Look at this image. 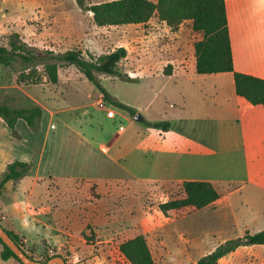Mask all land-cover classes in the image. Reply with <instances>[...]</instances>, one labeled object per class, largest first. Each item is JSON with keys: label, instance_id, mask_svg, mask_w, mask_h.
I'll return each instance as SVG.
<instances>
[{"label": "rangeland", "instance_id": "1", "mask_svg": "<svg viewBox=\"0 0 264 264\" xmlns=\"http://www.w3.org/2000/svg\"><path fill=\"white\" fill-rule=\"evenodd\" d=\"M109 1L113 0H0V46L8 48L11 36L17 34L27 45L56 54L75 49L85 57H97L122 47L127 56L121 70L129 77L137 73L140 65L155 66L162 61L159 50L193 49L190 22L182 23L175 31L155 18L144 26H95L84 8ZM143 30L148 37L142 42ZM141 50H148V55L144 56ZM21 69L19 62L10 67L0 64V102L7 98L15 107L42 105L46 116L41 139H46V154L83 167L84 172L78 174L93 180H80L72 186L50 183L49 194L57 200L52 198V203L64 215L60 214L61 221L49 215V221L65 231L54 237L45 231L42 235L53 237L49 242L31 238L34 242L26 244L20 239L22 249L37 261L46 263V258L57 255L67 264H129L118 246L143 235L155 264H194L225 241L264 229V116L250 118L247 113L242 114L252 181L240 189L239 197L246 196L245 200L241 198L233 208L228 205L216 211L183 209L163 216L158 204L182 198L180 185L122 182L114 174L119 168L108 165L112 151L103 155L98 148L100 143L109 146L115 132L125 129V136L135 134L133 127L138 124L133 117L109 104L100 111L95 105L99 91L74 66L59 69L56 85L44 79L38 84H18ZM98 80L109 95L134 97L127 88L135 87L127 81L107 75H98ZM52 110L56 111L54 118L48 114ZM110 110L116 115L113 119L106 117ZM89 119L96 125L88 127ZM23 128L19 125L18 130L23 133ZM85 129H92L98 137L89 136ZM80 131L85 135L82 141L77 135ZM34 140L31 137L27 141L32 151ZM148 143L156 145L154 134ZM45 156L39 168L41 175L47 170ZM239 187L229 185L226 193ZM218 191L223 192L221 186ZM22 200L23 197L19 199ZM219 264H264V246H240Z\"/></svg>", "mask_w": 264, "mask_h": 264}, {"label": "crops", "instance_id": "2", "mask_svg": "<svg viewBox=\"0 0 264 264\" xmlns=\"http://www.w3.org/2000/svg\"><path fill=\"white\" fill-rule=\"evenodd\" d=\"M224 1L234 70L264 79V0ZM141 36L142 42L148 37L144 30ZM196 40L194 37L193 43ZM158 52L162 61L155 66L140 65L137 73L130 76L134 82L127 83L135 88L127 89L134 93L133 98L118 95V100L110 96L133 108L147 122H168L169 129L162 131L144 125L143 121L136 122L138 125L132 126L135 134L125 136V129L119 134L115 132L108 141L109 146L98 145L99 151L103 155L112 151L108 165L119 168L114 174L122 178V182H171L180 185L183 181H206L212 183L217 191L221 186L223 192L218 191L219 199L203 209L216 211L228 205V208H233L241 198L246 199V196L239 197L240 189L252 182L242 114L247 113L250 118L264 116V109L251 106L236 95L231 73L198 75L193 49ZM141 53L147 56L149 51L141 50ZM167 66H171L168 75L164 74ZM144 86L146 90L142 89ZM95 105L102 112L106 107L102 104L100 92ZM39 106L42 118L38 133L31 132L25 122L18 119L15 125L17 137H14L0 118V175L13 161L30 162L32 165L26 177L8 182L0 194V225L26 244H32L33 238L49 242L57 233L65 231L52 226L49 221V215H54L56 221H61L60 214L64 215L52 203L54 197L49 194L52 193L50 183L68 186L80 180L93 181L78 174L79 171L84 172L83 167L63 163L56 156L46 154V139H41L46 115L43 106ZM48 114L54 118L56 111ZM128 123L133 125L130 119ZM92 124L96 125L89 119L88 127ZM19 125H23V133L18 130ZM50 129H54L53 123ZM85 131L91 137L99 135L92 129ZM152 134L157 140L156 145L148 143ZM77 135L80 141L85 137L83 131ZM31 137L35 139L34 151L27 144ZM102 149L106 152L103 153ZM44 156L47 170L41 175L39 168ZM229 185L240 187L226 193ZM22 197L23 200L19 201ZM66 221H69L68 217ZM45 231H50L53 237L42 235ZM0 264L19 263L11 258L6 261L0 259Z\"/></svg>", "mask_w": 264, "mask_h": 264}, {"label": "trees", "instance_id": "3", "mask_svg": "<svg viewBox=\"0 0 264 264\" xmlns=\"http://www.w3.org/2000/svg\"><path fill=\"white\" fill-rule=\"evenodd\" d=\"M84 10L91 14L92 21L97 27L144 25L155 18L171 31H175L182 23L190 22V31L197 39L193 43L196 73L198 75L231 73L236 95L251 106H261L264 109V79L234 70L224 0H156L155 2L113 0L90 5ZM126 56L127 51L122 47L97 57L93 55L85 57L81 50L75 49L56 54L50 50H39L27 45L17 34L11 36L8 48L0 46V64L10 67L15 62H19L21 65L22 69L17 78L18 84H38L43 79L47 83L57 84L58 70L74 66L102 94L104 105L109 104L133 117L136 111L114 100L98 80V75H107L131 82L132 79L120 69V64ZM170 69L171 66L165 67L164 74L168 75ZM0 118L14 137H17L15 125L18 119H22L31 132L38 133L42 109L35 104L15 107L8 103L7 98H4L0 102ZM143 124L162 131L169 129L168 122L151 123L143 120ZM31 167L30 162L13 161L7 164L5 171L0 175V194L8 182L26 177ZM180 188L182 198L158 204V210L163 216L183 209L201 210L219 199L218 191L210 182L183 181ZM5 231L22 249L19 237L10 231ZM240 246H264V229L254 234L245 232L242 237L227 240L200 257L194 264H219L223 257ZM118 251L129 264H155L143 235H137L122 242L118 246ZM27 255L34 259L31 255ZM52 257L55 255L46 258L47 261ZM11 258L21 264L0 240V259L6 261Z\"/></svg>", "mask_w": 264, "mask_h": 264}, {"label": "water", "instance_id": "4", "mask_svg": "<svg viewBox=\"0 0 264 264\" xmlns=\"http://www.w3.org/2000/svg\"><path fill=\"white\" fill-rule=\"evenodd\" d=\"M133 120L136 122H142V116L140 113H136L133 116ZM0 240L1 242L8 247L11 252L15 255L17 260L21 264H67L64 259L60 256H55L50 258L46 263L38 262L32 258H30L21 248H19L6 233L4 228L0 225Z\"/></svg>", "mask_w": 264, "mask_h": 264}, {"label": "built area", "instance_id": "5", "mask_svg": "<svg viewBox=\"0 0 264 264\" xmlns=\"http://www.w3.org/2000/svg\"><path fill=\"white\" fill-rule=\"evenodd\" d=\"M106 116H107L108 118L113 119V118L115 117V113H114V111L110 110V111H108V112L106 113ZM102 152L105 153L106 150H105V149H102Z\"/></svg>", "mask_w": 264, "mask_h": 264}]
</instances>
